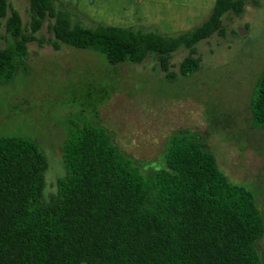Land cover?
Here are the masks:
<instances>
[{
	"label": "trees",
	"instance_id": "1",
	"mask_svg": "<svg viewBox=\"0 0 264 264\" xmlns=\"http://www.w3.org/2000/svg\"><path fill=\"white\" fill-rule=\"evenodd\" d=\"M27 1L28 28L8 0H0V85L22 69L32 42L54 51H91L113 67L151 58L168 81L176 77L169 70L172 54L182 48L187 55L179 76L186 78L199 69L195 46L222 36L224 16H240L245 4L214 0L200 26L165 37L134 28H84L56 8L60 0ZM47 20L52 39L37 40ZM250 111L252 126L264 130V70ZM62 160L66 175L45 197L48 164L36 143L0 136V264H262L257 242L264 221L254 195L220 170L199 133L175 131L161 166L144 167L96 120H86L69 124Z\"/></svg>",
	"mask_w": 264,
	"mask_h": 264
},
{
	"label": "rangeland",
	"instance_id": "2",
	"mask_svg": "<svg viewBox=\"0 0 264 264\" xmlns=\"http://www.w3.org/2000/svg\"><path fill=\"white\" fill-rule=\"evenodd\" d=\"M243 1L240 16H224L222 36L214 34L195 46L197 72L179 76L187 52L181 48L172 54L173 81L151 58L113 67L91 51L66 46L54 51L47 43L28 44L22 69L0 85V136L36 143L48 164L44 196L56 193L57 180L66 175L62 145L71 123L96 120L123 154L156 168L167 139L182 129L203 136L228 179L252 191L264 221V130L252 126L250 111L264 70V0ZM8 3L28 28V1ZM213 4L214 0H60L56 8L84 28L105 25L173 37L200 26ZM51 21L34 34L37 40L52 39L47 28ZM97 96L103 98L99 104ZM257 251L264 264V235Z\"/></svg>",
	"mask_w": 264,
	"mask_h": 264
},
{
	"label": "water",
	"instance_id": "3",
	"mask_svg": "<svg viewBox=\"0 0 264 264\" xmlns=\"http://www.w3.org/2000/svg\"><path fill=\"white\" fill-rule=\"evenodd\" d=\"M239 32H240V34H242V33H243L241 30H240Z\"/></svg>",
	"mask_w": 264,
	"mask_h": 264
}]
</instances>
